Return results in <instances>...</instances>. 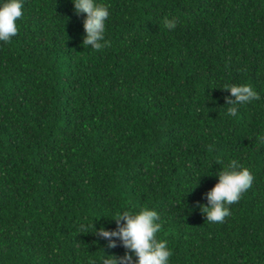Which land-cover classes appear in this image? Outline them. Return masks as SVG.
Masks as SVG:
<instances>
[{
  "label": "trees",
  "instance_id": "16d2710c",
  "mask_svg": "<svg viewBox=\"0 0 264 264\" xmlns=\"http://www.w3.org/2000/svg\"><path fill=\"white\" fill-rule=\"evenodd\" d=\"M95 3L110 13L99 51L72 0H23L0 41V264L123 257L95 229L142 208L168 264H264V0ZM225 84L260 99L230 116ZM232 160L254 181L208 222L197 205Z\"/></svg>",
  "mask_w": 264,
  "mask_h": 264
},
{
  "label": "clouds",
  "instance_id": "9594fccd",
  "mask_svg": "<svg viewBox=\"0 0 264 264\" xmlns=\"http://www.w3.org/2000/svg\"><path fill=\"white\" fill-rule=\"evenodd\" d=\"M72 3L77 16L86 15L83 22L85 36L82 46H91L97 51L106 47L104 33L105 22L110 15L108 6L97 4L95 0H72ZM22 9L23 0H5L0 5V41L8 43L18 34L16 21L22 17ZM162 23L168 30L176 28L175 19L164 17ZM224 91L230 92L231 97H234L225 98L226 103L231 105L227 109L230 116L237 115V105L260 99L249 84H225ZM258 140L264 142V137H258ZM212 150L213 147L209 146V151ZM217 175L219 182L207 193L208 205L198 203L197 206L208 222L223 223L225 218L231 215L228 206L239 202L242 194L252 186L254 176L237 160L230 161ZM159 219L156 211L142 208L138 213L124 211L119 214L114 220L117 224L115 231H107L103 227L97 231L92 225L96 236L109 241V248L117 247L114 239L116 238L127 250L123 257L105 256L103 264H168L172 253L166 240L157 239V233L161 230V224L157 223Z\"/></svg>",
  "mask_w": 264,
  "mask_h": 264
}]
</instances>
